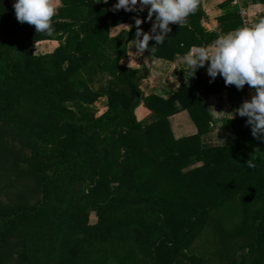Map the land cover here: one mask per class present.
Listing matches in <instances>:
<instances>
[{
  "label": "trees",
  "instance_id": "obj_1",
  "mask_svg": "<svg viewBox=\"0 0 264 264\" xmlns=\"http://www.w3.org/2000/svg\"><path fill=\"white\" fill-rule=\"evenodd\" d=\"M9 1L0 0V264H209L190 245L226 207L240 209L244 236L225 264L250 255V264H264V139L239 115L225 119L232 140L206 137L204 99L224 90L236 105L250 87L212 81L206 64L168 96L145 94L148 68L120 61L134 17L150 32L147 13L61 0L47 35L19 23ZM204 17L199 0L164 43L150 41L151 54L173 59L243 26L236 8L217 16L219 31L204 29ZM125 22L130 32L110 34ZM48 40L57 45L38 52ZM100 97L106 108L97 114ZM140 102L150 110L144 120L135 114ZM183 109L197 130L176 137L169 117Z\"/></svg>",
  "mask_w": 264,
  "mask_h": 264
},
{
  "label": "clouds",
  "instance_id": "obj_2",
  "mask_svg": "<svg viewBox=\"0 0 264 264\" xmlns=\"http://www.w3.org/2000/svg\"><path fill=\"white\" fill-rule=\"evenodd\" d=\"M108 3V0H104ZM199 0H117L113 11L143 12L148 10L147 19H154L150 32H144V21L134 17L136 32L132 40L141 55L149 49V42L164 43L172 31L170 25L186 23L189 15L198 8ZM62 7L61 0H15L13 8L19 23L34 26L36 33L51 35L54 32L53 18ZM129 32L132 25L118 24ZM115 27V28H116ZM186 70L194 76L196 71L207 64V74L212 81L219 75L226 86L234 85L242 90L245 85L254 90L251 99H245L235 109L240 117H246L254 138L264 139V19L251 26H243L218 36L207 46H193L184 55ZM226 115L232 113H225ZM249 168L255 165L249 159Z\"/></svg>",
  "mask_w": 264,
  "mask_h": 264
},
{
  "label": "crops",
  "instance_id": "obj_3",
  "mask_svg": "<svg viewBox=\"0 0 264 264\" xmlns=\"http://www.w3.org/2000/svg\"><path fill=\"white\" fill-rule=\"evenodd\" d=\"M14 3L15 0L9 1L11 9H14ZM111 3H117V0H108V3L106 4ZM201 4L205 12V17L201 20V25L208 31H219L217 16L234 8L237 9V13L243 21V26H251L252 24L257 23L260 19H264V4H254L252 0H238V4H232V0H201ZM143 12L148 14L147 9ZM154 19L155 18L153 17V20L149 22L150 28L152 27ZM123 24L129 25L128 22ZM115 27L116 26L110 28V34H115L122 28ZM228 32L221 33L220 35ZM127 45V54L120 62L134 68H148V75L143 77L139 83V88L143 93L147 94L149 92H155L165 97L170 95L179 85L187 80L188 71L186 70V65L183 61V57L186 53L177 54L173 59H165L152 55V50H146L141 55L135 49L134 40L129 41ZM151 47H153V43L149 42V49ZM253 94L254 90L247 88L246 99L250 100ZM204 103L212 115L211 129L206 137L210 141H213V143H219L216 141L223 142L225 140H232L230 129L225 125V119L232 115H226L225 113H232L233 116L238 115L235 113V109H237L242 102L236 103V105L231 104L228 101L226 91L223 90L219 93L207 96L204 99ZM135 114L137 119L144 120L150 114V110L140 102L135 110ZM169 120L172 131L176 137L193 134L197 130L186 109L172 114L169 117Z\"/></svg>",
  "mask_w": 264,
  "mask_h": 264
},
{
  "label": "rangeland",
  "instance_id": "obj_4",
  "mask_svg": "<svg viewBox=\"0 0 264 264\" xmlns=\"http://www.w3.org/2000/svg\"><path fill=\"white\" fill-rule=\"evenodd\" d=\"M57 45V41L48 40L38 43L35 47L38 52L51 51ZM106 98L100 97L95 102L97 114H101L106 108ZM210 141V140H209ZM213 142V141H210ZM222 142V141H216ZM91 222L95 221V214H90ZM240 209L220 208L213 211L204 228L194 238L190 245V251L204 257L209 264H225L233 256L238 255L242 244L243 234L236 228L242 223ZM246 259L250 264L252 257Z\"/></svg>",
  "mask_w": 264,
  "mask_h": 264
},
{
  "label": "built area",
  "instance_id": "obj_5",
  "mask_svg": "<svg viewBox=\"0 0 264 264\" xmlns=\"http://www.w3.org/2000/svg\"><path fill=\"white\" fill-rule=\"evenodd\" d=\"M232 4H238V0H232Z\"/></svg>",
  "mask_w": 264,
  "mask_h": 264
},
{
  "label": "water",
  "instance_id": "obj_6",
  "mask_svg": "<svg viewBox=\"0 0 264 264\" xmlns=\"http://www.w3.org/2000/svg\"><path fill=\"white\" fill-rule=\"evenodd\" d=\"M31 44V43H30Z\"/></svg>",
  "mask_w": 264,
  "mask_h": 264
}]
</instances>
